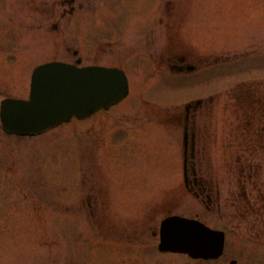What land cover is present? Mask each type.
<instances>
[{
  "label": "rangeland",
  "instance_id": "rangeland-1",
  "mask_svg": "<svg viewBox=\"0 0 264 264\" xmlns=\"http://www.w3.org/2000/svg\"><path fill=\"white\" fill-rule=\"evenodd\" d=\"M17 1L12 22L0 24V98L26 97L34 65L51 59L74 62L78 46L82 64L120 66L126 51L136 47L126 33L99 34L78 26L74 17L59 21L53 9L42 6L48 0ZM170 1L173 6L163 0V8L183 11L180 32L192 16L193 31L201 30L191 47L185 42L174 49L192 52L200 65L229 60L211 69V76L179 82L173 92L168 82L161 83L164 101L155 98L150 103L156 111L152 107V113L131 122L132 134L141 141L161 136L167 142L157 147L133 145L128 150L118 143L122 134L127 136L118 115L140 108L138 92L87 123L73 121L37 137L7 136L0 129V264H264V107L258 108L264 103L257 100L259 95L264 100V46L257 44L264 41V20L251 19L248 27L243 19L252 33L235 32L233 25L218 28L225 19L216 15L241 9L264 14V0ZM254 54L262 56L253 59ZM234 57L235 62L230 60ZM135 76L129 80L134 93L143 88ZM208 94L211 109L206 103L194 120L190 114L193 123L187 129L196 137L198 178L208 185L197 196L182 182L184 106L188 99L204 100ZM141 155L145 158L140 160ZM170 214L226 229L224 254L204 262L157 253L154 232Z\"/></svg>",
  "mask_w": 264,
  "mask_h": 264
},
{
  "label": "flooded vegetation",
  "instance_id": "flooded-vegetation-1",
  "mask_svg": "<svg viewBox=\"0 0 264 264\" xmlns=\"http://www.w3.org/2000/svg\"><path fill=\"white\" fill-rule=\"evenodd\" d=\"M46 2L47 5L42 4V6L53 9L59 21H65V16L69 12L70 15H74L75 23L80 27H90L96 32L107 31L113 34L119 32L131 35L136 47L131 52L126 51L128 56L124 71L136 75V78L156 80L163 75L185 78L203 67L202 64L195 62L192 52L174 49L185 42L187 48L191 47L190 43L194 44L195 38L199 36L200 30L196 33L193 31V16L187 29L180 32V17L183 11L169 6L163 8V0H48ZM173 3L167 0L166 5L173 6ZM18 4L17 0H0V12L3 11L2 16L5 17V20L0 19V24L3 21L12 22V15L18 12L16 11ZM12 5L14 9L9 7ZM21 5L25 6V4ZM32 7L28 8L31 13L34 12ZM176 22L179 23L177 27ZM51 24L53 28L60 27L59 23ZM165 47H169L168 51L163 50ZM209 64L210 61H206L203 64L204 68ZM188 109L184 120L186 129L189 127V122H192L189 119L190 114L193 119L198 107L191 106ZM174 118L178 123V115ZM193 155L191 153V156ZM189 169L193 172L191 185L204 190L205 185L196 180L194 167H187V172Z\"/></svg>",
  "mask_w": 264,
  "mask_h": 264
},
{
  "label": "water",
  "instance_id": "water-1",
  "mask_svg": "<svg viewBox=\"0 0 264 264\" xmlns=\"http://www.w3.org/2000/svg\"><path fill=\"white\" fill-rule=\"evenodd\" d=\"M38 72L53 73L58 80L53 86L47 84L40 87L41 84L36 82V79V89L31 102L24 105L18 101H9L3 106L2 117L11 131L35 132L53 123L67 120L73 114L84 116L101 105L107 106L119 100L126 93V83L114 78L116 80L101 79L95 84L102 96L90 95L86 90V84L89 82L85 74H80L82 72L69 65L50 64L43 66ZM193 228H199L196 234ZM201 231L203 232V228L196 224L168 220L162 226V240L167 248L174 251L184 250L195 257L203 256L205 252L206 255H216L215 250L208 252L209 249H204L202 242L198 243Z\"/></svg>",
  "mask_w": 264,
  "mask_h": 264
}]
</instances>
